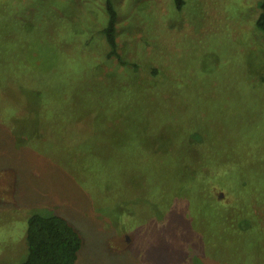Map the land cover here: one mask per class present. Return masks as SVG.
<instances>
[{
	"label": "rangeland",
	"instance_id": "374dc122",
	"mask_svg": "<svg viewBox=\"0 0 264 264\" xmlns=\"http://www.w3.org/2000/svg\"><path fill=\"white\" fill-rule=\"evenodd\" d=\"M0 0V264L63 215L76 264H264L260 0Z\"/></svg>",
	"mask_w": 264,
	"mask_h": 264
},
{
	"label": "trees",
	"instance_id": "16d2710c",
	"mask_svg": "<svg viewBox=\"0 0 264 264\" xmlns=\"http://www.w3.org/2000/svg\"><path fill=\"white\" fill-rule=\"evenodd\" d=\"M180 9L184 1L174 0ZM260 13L255 23L264 32V0H260ZM106 23L100 33L109 47L108 57L115 56L124 64L118 53L116 36L117 11L112 0H105ZM26 256L17 264H76L82 251L83 238L67 217L56 213H33L27 219L25 231Z\"/></svg>",
	"mask_w": 264,
	"mask_h": 264
}]
</instances>
